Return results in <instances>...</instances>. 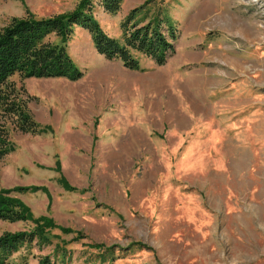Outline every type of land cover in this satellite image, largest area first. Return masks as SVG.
<instances>
[{
  "label": "rangeland",
  "instance_id": "1",
  "mask_svg": "<svg viewBox=\"0 0 264 264\" xmlns=\"http://www.w3.org/2000/svg\"><path fill=\"white\" fill-rule=\"evenodd\" d=\"M79 1L0 0V28ZM95 5L113 38L136 7L140 25H175L174 55L161 66L138 56L130 71L75 27L66 46L80 80L11 78L50 131L10 132L0 190L41 189L13 195L68 231L53 232L68 264H264V0H122L114 15ZM31 227L0 221V235ZM48 253L21 250L6 264Z\"/></svg>",
  "mask_w": 264,
  "mask_h": 264
},
{
  "label": "trees",
  "instance_id": "2",
  "mask_svg": "<svg viewBox=\"0 0 264 264\" xmlns=\"http://www.w3.org/2000/svg\"><path fill=\"white\" fill-rule=\"evenodd\" d=\"M95 2L109 15L119 12L122 0H80L70 12L36 17L27 13L22 18L12 17L0 28V157L13 150L10 132L13 130L40 135L50 131L41 126L27 109L25 89L11 80L20 79H65L70 82L82 78L83 72L67 52V42L74 28L88 33L97 54L107 60H118L130 71L139 69L138 56L150 59L157 66L164 65L175 53L174 43L178 38L177 27L166 23L164 33L162 24L148 22L140 25L135 22L141 7L130 10L120 22V38L107 35L95 18ZM59 183L66 191H76L63 177ZM41 190L36 187H16L0 190V221L8 223H30L31 229L17 232H4L0 235V264H6L12 256L32 249L50 253L37 257L35 264H68L71 249L65 241L53 243L54 231L66 234L68 231L58 227L46 217L35 218L30 209L13 193L25 194ZM83 239L79 235L76 241ZM82 246L95 250L98 258H109L114 247L105 248L99 244L83 243ZM27 257L22 264H29ZM103 261V260H102ZM67 262V263H66Z\"/></svg>",
  "mask_w": 264,
  "mask_h": 264
}]
</instances>
